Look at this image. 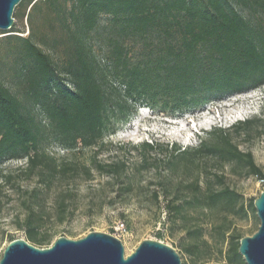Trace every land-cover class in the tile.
<instances>
[{
	"label": "trees",
	"instance_id": "16d2710c",
	"mask_svg": "<svg viewBox=\"0 0 264 264\" xmlns=\"http://www.w3.org/2000/svg\"><path fill=\"white\" fill-rule=\"evenodd\" d=\"M36 15L47 24L46 32L34 27ZM24 17L26 36H19L23 29L13 23L3 32L13 34L0 39L3 58L14 60L9 86L0 79V182L35 181L26 190L25 214L18 222L25 240L49 247L52 234L42 230L49 216L44 199L52 200L56 221L63 223L83 198L79 183L92 181L93 172L109 179L108 205L139 193L138 177L151 174L149 185L156 186L151 199L164 200L167 218L199 211L210 232L202 244L218 245L226 264H245L238 253L245 235L231 230L226 219H245L255 212V199L244 202L224 184V174L211 180L192 170L210 157L264 182L252 154L233 141L257 130L264 134V118L239 122L232 130L213 128L198 136L194 148L158 141L120 146L136 152L132 164L98 156L105 140L137 110L182 116L263 87L264 0H21L13 18ZM102 17L107 34L97 32ZM44 143L65 155H50ZM20 160L24 164L14 172L2 168ZM92 206L89 197L87 208ZM194 233L200 238L202 228ZM198 250L197 243L184 248L189 257Z\"/></svg>",
	"mask_w": 264,
	"mask_h": 264
},
{
	"label": "rangeland",
	"instance_id": "374dc122",
	"mask_svg": "<svg viewBox=\"0 0 264 264\" xmlns=\"http://www.w3.org/2000/svg\"><path fill=\"white\" fill-rule=\"evenodd\" d=\"M38 1V0H34ZM29 11L27 9L26 13ZM16 28L22 30L26 36L29 24L24 17L22 20L13 18ZM34 27H39V32H46L47 24L34 16ZM107 19L102 17L99 23L98 33H105ZM0 30V39L13 33L3 34ZM99 59L105 57V52H97ZM4 49L0 48V79L9 86V70L13 65V58H3ZM253 118H264V86L253 91L234 95L221 101H213L195 112H189L182 116H166L157 112L142 108L137 110L130 121L123 125L116 135L105 140V147L98 156L100 160H108L115 156L133 163L137 160L136 152L120 151L118 148L125 145H137L142 142L158 141L164 144L176 143L182 148H194L199 143L198 136H205L213 128L232 130L239 122ZM233 132V131H232ZM239 150L250 152L253 159L264 174V134L262 130L253 131L251 136L233 137ZM43 149L50 155L62 157L65 152L55 144H43ZM90 151H84L88 156ZM24 164V160L10 161L2 165L5 171H16ZM232 166L222 167L213 158H202L192 170L194 175L214 180V174H224V184L237 191L244 202L257 199L264 192V182L253 177H244L238 171H231ZM93 180L80 182V194L83 197L77 205L71 207V215L63 222L58 223L54 216V208L50 198L44 199V206L49 216L45 218L42 230L52 234V243L65 237L69 240H79L91 232L111 235L117 238L124 249L125 257L132 254L138 245L144 240H157L172 247L179 254L182 264H226L218 252V245L204 246L202 240H209V226L207 219L199 212L192 210L186 212L180 218H167L164 214V200L160 197L158 202L151 199L155 185H149L151 174H144L141 180L139 193L125 199L120 198L108 205L109 198L113 195L111 187L106 185L108 178L93 172ZM35 185V181H25L24 178L16 179L13 185H3L0 182V259L3 251L9 243V238L25 240V234L18 229V222L23 220L25 210L23 201L28 197L27 191ZM103 187V191H99ZM89 197L94 198V206L87 208ZM111 202V201H110ZM102 209L99 210V206ZM117 222H123L125 232L115 231ZM227 225L231 230L240 229L245 237L253 235L258 227L259 220L256 212H249L242 221L228 216ZM202 228V236L199 238L194 232ZM157 233L162 237L157 238ZM211 242V241H210ZM51 243V244H52ZM197 243L199 250L189 257L184 248ZM211 244V243H210ZM47 248V247H43Z\"/></svg>",
	"mask_w": 264,
	"mask_h": 264
},
{
	"label": "water",
	"instance_id": "95a60500",
	"mask_svg": "<svg viewBox=\"0 0 264 264\" xmlns=\"http://www.w3.org/2000/svg\"><path fill=\"white\" fill-rule=\"evenodd\" d=\"M21 0H0V30L9 31L13 12ZM259 220L257 231L239 242L238 253L245 264H264V192L254 200ZM0 264H182L172 247L157 240H144L126 256L121 242L108 234L91 232L79 240L56 239L47 248H38L23 239L9 242Z\"/></svg>",
	"mask_w": 264,
	"mask_h": 264
},
{
	"label": "built area",
	"instance_id": "2783aa9c",
	"mask_svg": "<svg viewBox=\"0 0 264 264\" xmlns=\"http://www.w3.org/2000/svg\"><path fill=\"white\" fill-rule=\"evenodd\" d=\"M115 231L117 232H125V225L123 222H117L115 226Z\"/></svg>",
	"mask_w": 264,
	"mask_h": 264
}]
</instances>
